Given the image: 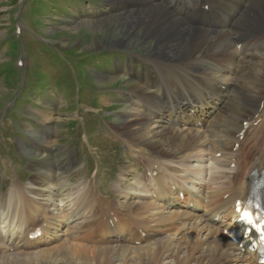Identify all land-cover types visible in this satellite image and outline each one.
<instances>
[{
	"label": "bare ground",
	"instance_id": "bare-ground-1",
	"mask_svg": "<svg viewBox=\"0 0 264 264\" xmlns=\"http://www.w3.org/2000/svg\"><path fill=\"white\" fill-rule=\"evenodd\" d=\"M134 2L138 8L123 16L128 33L156 45V52L144 57L153 69L136 74L137 81L126 97L130 119H124L123 133L115 134L135 157L144 155V149L152 154H147L150 159L143 163L146 175L139 174L131 183L127 175L117 180L121 198L138 190L137 201L125 207L119 204L122 209L108 201L122 221L117 219L113 228L103 230L104 245L78 243L77 233L84 228L82 222L96 201L93 195L100 196L97 188L90 189L92 183L83 185L81 193L69 203L70 212L45 215L42 237L53 236L40 247L41 237L30 242L22 229L25 231L26 222L37 214L42 216L43 200L54 197L53 183L39 178L25 185L13 181L8 202L0 208V264H254L223 236L221 226L212 219L220 211L230 212L235 190L246 186L249 171L264 167V116L254 130L247 128L241 139L236 137L244 121L264 111V106L260 110L264 99V47L257 49L259 41H264V0ZM206 3L208 13L201 8ZM222 18L227 19V26ZM251 35L260 40L246 41L239 55L237 45ZM125 41L122 37L115 43L123 46ZM195 118H204L206 130L194 126ZM252 130L255 135L249 142ZM236 144L238 150L233 151ZM218 152L221 158L215 157ZM192 159L207 160L209 166L188 165L189 170L197 172L193 177L176 165ZM230 164H234L232 174L220 170ZM208 167L216 169L209 170L210 174L218 172L209 175L211 179H206ZM216 176L226 180L214 182ZM199 179L202 183L198 185ZM136 182L140 187H135ZM171 184L191 187L189 201L197 202L203 211L187 210L189 201H181L183 208H178L179 199ZM19 193L25 194L23 206L20 200L15 201ZM12 202L18 203L17 210H13ZM51 202L57 209L64 205L56 199ZM6 232L12 235L2 236ZM128 240H140L141 244L130 245Z\"/></svg>",
	"mask_w": 264,
	"mask_h": 264
},
{
	"label": "rangeland",
	"instance_id": "rangeland-1",
	"mask_svg": "<svg viewBox=\"0 0 264 264\" xmlns=\"http://www.w3.org/2000/svg\"><path fill=\"white\" fill-rule=\"evenodd\" d=\"M123 1H127L124 4L132 8L122 4ZM132 2L134 0H0V124L4 116L5 121L17 123L2 125L4 129H0V140L2 136L9 137L5 140L8 143L6 147L12 153L0 149V156L5 155L10 159L16 158V155L23 157V168L17 167L12 176L16 179V174L19 175L22 183L33 178L52 179L50 183L54 185V197L46 200V215L52 206L55 214L61 213L62 207L57 209L50 201H67L70 187H76L83 180V172L89 173L88 179L94 184L97 182V189L110 197L109 200L117 207L137 201L136 195L140 194L137 190L128 194V199H122L116 183L121 176L116 178L121 170L129 167L133 173L136 172L131 180L134 182L140 177L137 172L141 171V166L136 164L150 159L147 154L152 155L151 152L142 150L145 154L135 157V164L125 143L111 138L113 132L123 133L124 119H130V104L124 97L136 82L135 73L153 69L145 63L144 57L156 52V45L150 39L140 40L137 34L128 33L129 25L123 16L138 8L134 4L137 2ZM73 3L76 6L70 9ZM55 5L63 7L56 9ZM131 27L136 29L135 24H131ZM17 28H20L19 33ZM253 36L247 41L260 40ZM122 37L126 38V44L119 46L115 41ZM259 43L261 46L258 45L257 49L260 51L264 41L260 40ZM45 48H49V51ZM106 50L112 53L119 50L123 55L112 58L109 62L113 64L112 67L105 63L107 66L101 69L96 62L101 58L100 53ZM18 60L22 61L21 66L17 65ZM17 66L19 69L15 68ZM261 116L264 115L261 113ZM253 130L248 136L249 142L254 138ZM90 133L93 135L90 136ZM10 138L16 146L9 147ZM7 143L0 141V148ZM131 153L135 156V153ZM78 154L85 155L84 162H78L81 160ZM18 160L22 164V159ZM50 161L54 163V172L51 169L46 174L43 166ZM206 162L209 166L207 160L193 159L185 166L176 165L181 169H188V165L199 168L200 165L206 166ZM167 163L173 166L171 162ZM58 167L63 171L61 174ZM229 167L220 170L230 174L232 170ZM77 168H80L79 172ZM211 171L215 172L216 169ZM57 172L61 175V181L54 182ZM209 178L206 170V179ZM224 180L226 178L214 177L217 183ZM62 181H67L64 188L59 185ZM131 182L128 176V183ZM7 183L4 179L3 185ZM135 185L140 187L137 182ZM90 189L95 190L92 186ZM93 198L99 199V196L93 195ZM73 200L66 202L63 208L66 209V205ZM109 203L103 202V206H110ZM110 263L117 264V261Z\"/></svg>",
	"mask_w": 264,
	"mask_h": 264
},
{
	"label": "snow or ice",
	"instance_id": "snow-or-ice-1",
	"mask_svg": "<svg viewBox=\"0 0 264 264\" xmlns=\"http://www.w3.org/2000/svg\"><path fill=\"white\" fill-rule=\"evenodd\" d=\"M241 219H247L249 223H252V220L249 218V214L245 212L242 216ZM262 241H264V237H262Z\"/></svg>",
	"mask_w": 264,
	"mask_h": 264
}]
</instances>
